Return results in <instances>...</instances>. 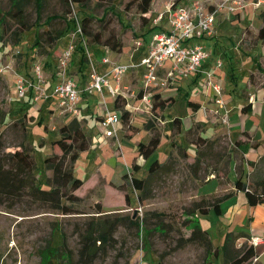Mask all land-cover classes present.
<instances>
[{"label": "rangeland", "instance_id": "rangeland-1", "mask_svg": "<svg viewBox=\"0 0 264 264\" xmlns=\"http://www.w3.org/2000/svg\"><path fill=\"white\" fill-rule=\"evenodd\" d=\"M222 1L224 0H153L150 10L143 13L141 0H42L41 9H38L36 0H22L23 15L18 16V8L13 6V0H0V135L4 151L11 153L22 149L23 146L30 150L36 163L35 175L44 188H49L48 180L52 171L47 168L45 158L61 151L59 146L53 144L54 140L61 137L60 128L78 120L89 138L88 148L80 153L74 164L75 175L85 180L82 187L75 191L82 200L74 204L76 209L83 213L64 215L53 212L31 203L27 197L12 209L0 206V264H47L49 245H60L63 240L67 241L74 257L77 258L80 244L75 230L76 224H82L87 218L96 215L97 203L109 213L122 212L123 215H130L134 219L139 218L142 224L139 235L137 228H132L129 224L121 226L116 233L115 246L94 264H224L223 252L218 258L221 262L218 263L216 256L207 257L206 248L201 243L191 242L183 247L177 246L179 239L186 238L191 233V227L184 226V222L191 218L186 212L203 195L214 193L210 191L216 184L212 179H216L223 189L214 194H228L232 192L231 187L235 186L236 179L241 177L252 180L255 173L262 172L263 165L254 170L250 168L247 174L241 173L246 158L236 148V143L229 141L227 132L218 130L219 125H208L207 130L202 131H205V134L200 130L201 125L191 129L188 125H172L170 115L175 112L186 116L188 109L191 115L194 114L193 108L186 105L184 94H179L176 104L167 106L165 110L154 105H160V102L164 101L162 98H155L156 94L162 96V91H170V88L177 87L180 81L192 92L191 98L197 99V90H206V93L209 90L207 79L203 78L204 82L194 87L195 83L188 80L189 78L176 75L164 88H147L146 92L152 93L149 95L152 105L150 107L143 100H139L137 92L133 94L132 90L124 88L125 84H131L132 71L138 73L139 83L144 86L143 69H131L123 75L121 81V90L127 93L130 106L125 108L123 103H120L122 110L128 111V116L115 125L116 143L108 138V127L97 117L107 114L101 106L104 100L98 92L88 93L82 99L80 114H73L63 112L56 97V102L48 105L46 102L54 96L35 101L32 92V97H18L16 86L18 76L25 73H28L29 79L36 81V65H41L44 77L47 70H54L57 77L56 71L62 55L71 43H76V28L81 26L82 19L87 15L92 18L87 27L88 34H84V37L90 45L95 69L104 72L105 66L109 65L102 62L105 56L112 61L137 64L138 62H127L139 59L144 51L143 48L137 49L140 45L137 40H141L145 46L151 44L153 19L170 6L203 5L217 10V4ZM258 1L227 2L236 9L231 11L224 7L217 11L219 30L232 33L239 28H245L247 37L255 36L249 23L259 28L264 26V2L256 5ZM51 14H62L64 18L48 22L47 17ZM259 15L262 16L259 18ZM69 21L75 22L77 26L67 31ZM61 30L65 31V35L54 39ZM97 34L101 35L100 43L94 40ZM37 37L40 38L38 45L35 44ZM110 37L122 42L121 50H113L109 45L103 44V41ZM247 37L244 40L248 39ZM255 37L251 38V41L257 40ZM76 52L78 51H75L69 61L67 75L77 77V73L71 70L74 59L81 64V72L90 75L89 60H83L82 54ZM166 65L168 66V63ZM104 95L106 96V90ZM106 98L109 103L114 100L111 96ZM55 104L56 108L53 110ZM206 109L208 111L204 112L202 107L199 108L198 121L206 122L210 115L218 112L208 107ZM112 113L117 114L115 110ZM224 117L222 121L225 123L227 116ZM154 133L160 135L158 147L149 158L141 157L140 144H148ZM250 155H253V152ZM154 159L163 163V166L149 179L146 188L148 196L140 200V191L134 189L129 181L131 174H134L132 164L140 163L135 175L145 178ZM92 174L94 179L91 178ZM125 174L129 175L128 180L124 179ZM121 183L124 184L121 186ZM109 185L113 187L110 188ZM116 188L127 189L131 203L126 202V193ZM162 213L163 215L159 216ZM197 215L201 216L200 213ZM159 221L163 222V225L148 234L147 229L158 226ZM226 222L222 220L223 224ZM209 223L212 225L209 235L213 246L219 247L217 244L222 237H218L215 232L222 224L216 221ZM235 237L233 243L227 247L226 264H230L231 260L252 245V239L245 233H238ZM256 260L257 258H252L244 264H257ZM261 261H264V258Z\"/></svg>", "mask_w": 264, "mask_h": 264}, {"label": "crops", "instance_id": "crops-1", "mask_svg": "<svg viewBox=\"0 0 264 264\" xmlns=\"http://www.w3.org/2000/svg\"><path fill=\"white\" fill-rule=\"evenodd\" d=\"M167 11L168 9H166L164 12H161L164 14V17L157 24L155 23V19L158 15L155 16L153 19L152 28L154 27V29L151 32L152 33L151 44L155 33L170 28L169 14ZM150 16L151 15H148V17ZM244 16L242 18H244ZM260 16L262 15H259V18ZM217 20L218 19H216L215 33L213 36L206 37L195 34L188 41L189 44L199 43L204 45L209 55L201 65L199 71L192 73L184 78H189L188 80L194 82L195 83L194 87H196L198 83L204 82L202 80L203 78L205 80L207 79V83H208L209 77L207 73H211L212 74V77H210L211 81H214V83H217L222 87V93H223L222 97L224 100L225 107L219 108V105L215 101L216 93L214 90H212V87L208 86L209 90H207V93L206 90L204 91L197 90V92L195 93L197 99H192L191 98L192 92H190V90H187L181 81H180L181 83L177 81L179 82L177 83V87L170 88V91L169 90L162 91L163 94L162 97L163 98L170 97V102H167V106H174L176 104L177 97L179 94H184V97L187 101L186 103L187 106H190L188 105V101H193L199 104L198 108L196 105L190 106L194 110V114L192 115L188 112V109H186L187 112L186 116H181L180 114H176V112L175 114L170 115V122H172V125L174 124L182 125V127L183 125H188V128L190 129L194 128V126L196 125H201L202 126V129H200L201 132L203 130L206 131L208 125H216V126L219 125L218 130L226 131L229 141L230 142L234 141L236 143V148H238L240 152L243 154V156L246 158V160H244L241 173L247 174L249 169L251 168L249 161L257 162L264 155V139L261 138L264 137V38L259 35L260 28L253 23H249L252 26V27L250 26V29L251 30L254 29L253 35L257 37V40L251 41V38H254L255 36L247 37V32L245 31V28L243 29L239 28L236 30V32L234 31L232 33L224 32L219 30L220 25H217ZM246 37L248 39L244 40V38ZM137 42L140 44L137 49L143 48L144 51L142 52V55L139 57V59H135L127 62H139L141 58L148 53L151 47V44L145 46L141 40H137ZM77 53L80 52H76V54ZM124 54L125 53L123 52L122 55ZM218 60L222 62V66L220 67H217ZM167 63L168 66L172 65L171 61ZM71 70L74 73H77V77L76 78L73 77V78L76 79L80 88L84 89L85 86L88 84L90 77L89 75L88 76L84 75L83 71L81 72V65L77 61V59H74V61L72 62ZM110 70H111V65L110 64L106 65L104 72H108ZM45 74H46L45 83L47 90L48 92L52 93L55 84L57 82L55 71L47 70L45 71ZM24 75L26 77L29 76L28 73H25ZM130 76H131L130 78L131 84L130 85L125 84L124 88L125 89L129 88V90H132L133 94L137 92L138 98L141 101L142 96L144 95L145 92L143 88V83L142 84L139 83V76L136 71H132ZM108 79L111 85H116V81L112 77V75H109ZM112 80L115 82V84ZM206 87L207 86L205 84V88ZM121 89L122 86L120 83V94L118 96H113L110 93L108 87H105L104 90H106V96L101 95V97L104 100V104H102L101 106L106 110L107 113H112V111L115 110L117 114L119 112V114L122 116L123 110L116 107L117 98H119V103L122 102L125 108H128L130 106V100L127 97V93ZM87 94L88 92H85L81 96L80 105H79L80 112L83 107L82 99L86 97ZM108 96L114 98L112 103H109L108 99L106 98ZM53 102H56L55 97H53L46 103L49 105ZM89 102L90 99H88V103ZM200 107L203 108L204 112L208 111L206 107H208L210 110L218 111V112L217 114L213 113V115H210L211 117L207 118L206 122L198 121L197 111L199 110ZM55 108H56V104L54 107H52V109L54 110ZM105 115L107 114H104L102 116L98 115L97 117L98 119L102 120V118ZM224 115L227 116L226 119L227 121L225 123L222 121V117H224ZM176 118L178 119L177 121H175ZM205 131L202 133L205 134ZM117 137H119L118 140L120 141L121 137L119 134V130H117ZM108 138L113 139V142H115L114 136H108ZM236 141H241L243 143L237 145ZM251 152H253V155H250ZM249 157H251V159ZM135 159L136 157L134 158V160ZM128 165L129 164H127V167H129ZM235 172L234 174H236ZM94 174H92L93 176L91 177L92 179L95 178ZM237 176H239L238 173ZM212 180H215L216 184L214 185V188H212L210 191H214V193H220L223 189L221 188L219 182L216 179H212ZM109 186L110 188L113 187L112 185ZM231 188H232V195H230L228 198H226L220 203L219 211L212 208L209 211V213L201 214V216H199V223L208 232L210 231L209 234L211 233L210 229H212V225L209 222L216 221L217 223L219 222L220 224H222V227H220L218 231L215 232L217 233V235H219L218 237H222L221 238L222 240H220L217 244L220 248L216 258L218 263H220L221 259L218 258H220L221 252H223L224 264H226L228 259L227 257L228 252L224 248V243L226 239L225 235H227V233L230 232L234 234L245 233L249 236L250 239H252L253 237L264 236V202L252 206L249 203L248 198L244 191L237 190L235 186ZM117 189L118 188H116V190ZM121 191L126 193L124 196L126 199V195L128 194L129 191L127 189ZM204 219L209 220L206 221L207 224L204 221ZM222 220H226L227 222L223 224ZM254 248L256 254L253 258H257L256 260L257 264H264V261H261L264 258V242L257 244L256 246H254Z\"/></svg>", "mask_w": 264, "mask_h": 264}, {"label": "trees", "instance_id": "trees-1", "mask_svg": "<svg viewBox=\"0 0 264 264\" xmlns=\"http://www.w3.org/2000/svg\"><path fill=\"white\" fill-rule=\"evenodd\" d=\"M21 1L22 0H13V6L18 8V16L23 15ZM36 1L38 9H41L42 0ZM74 1L77 2L81 0ZM152 1L153 0H141V9L143 13L150 10ZM57 18H64V15L51 14L47 17V21L51 22ZM91 18L92 16L87 15L82 19L81 28L83 34H88L87 27ZM67 24V31L77 26L75 22L71 21ZM64 35L65 31L61 30L54 39H59ZM259 35L264 38V26L259 29ZM39 39V37L36 38V45L40 43ZM94 40L100 43L102 41L101 35L97 34ZM103 44L109 45L113 50H121L123 47L122 42L114 37L104 40ZM83 50L82 43L80 42L77 51L82 54L83 60H85L86 57ZM155 96V98H162L164 100L160 102V105L154 104L155 107L161 106L165 108L167 102H170V97L163 98L159 94ZM29 97H32V93L29 94ZM188 105H196L197 108L199 106V104L193 101H188ZM116 107L122 109L119 98L116 100ZM127 116L128 111H123L121 121ZM177 120L176 118L175 121ZM60 134L61 137L54 140L53 144L59 146L61 151L45 158L47 168L52 171V175L48 180L49 188H44L40 180L36 177V163L30 150L23 146L22 149H17L14 152H6L3 149L4 145L0 135V206L12 209L16 204L27 197L31 203L47 208L53 212L62 213L64 215L83 213L76 209L74 204L82 200L75 191L82 187L85 180L75 175L74 164L80 153L88 148L89 138L86 136L81 124L77 120L63 125L60 128ZM160 140V135L154 133L148 144H140L139 155L145 158L150 157L158 147ZM203 140L206 139L203 138ZM236 142L237 145L243 143L241 141ZM249 164L252 170L257 166L263 165L262 172L255 173L252 180H246L240 177L235 180L234 184L237 190L245 192L249 203L255 206L264 202V155L257 162L249 161ZM162 166L163 163L154 159L149 166V174L147 177L141 178L136 176L135 173L131 174V179L129 181L137 191H140V200L148 196L146 192L147 183L151 176ZM139 167L140 163L138 162L132 166V169L133 171H137ZM128 177V174L124 175V179L128 180ZM123 184L124 183H121L120 185L122 186ZM230 195H232V192L224 195H203L200 200L195 201L193 207L189 208L188 212H186L191 215V218H188L184 222V226L191 227V233L186 238L182 237L179 239L177 246L183 247L187 243L197 242L205 246L207 257L211 258L212 255L217 256L219 247L214 248L209 232L199 223V216L197 213L207 214L212 208L219 211L220 203ZM126 202L128 204L130 203L128 194L126 195ZM97 205L96 215L87 218L82 224H76L75 230L79 236L80 244L77 258L74 257L73 251L69 248L67 241L63 240L60 245H49L47 264H94L102 255L107 254L111 247L115 246L117 243L116 233L121 226H126V224H129L132 228H137V235H139L142 224L139 218L134 219L130 215H123L122 212L109 213L102 208L100 203H97ZM162 215L163 213L159 216ZM162 225L163 222L159 221L158 226L156 225L153 229L148 228L147 233L151 234L154 229ZM235 236L236 234L234 233H227L224 243V248L226 250L236 238ZM255 254L256 251L254 246L250 245L244 252L231 260L230 264H244L250 261ZM206 264H209V262Z\"/></svg>", "mask_w": 264, "mask_h": 264}, {"label": "built area", "instance_id": "built-area-1", "mask_svg": "<svg viewBox=\"0 0 264 264\" xmlns=\"http://www.w3.org/2000/svg\"><path fill=\"white\" fill-rule=\"evenodd\" d=\"M227 2H230V0H224L217 4V10H212L203 5H194L191 7L187 5L170 6L167 11L169 14L170 28L155 33L148 53L137 64L112 61L109 57L105 56L102 58V62L111 65V70L108 72H101L95 69L91 59L90 45L84 37L81 26H78L76 28L78 31L76 43H71L67 47L57 67V82L53 92L50 94L47 93L43 68L41 65H36L34 69V79L36 81L29 79L25 75L18 76L16 85L18 97L24 98L32 92L34 93L35 101L54 96L57 98L58 104L63 109V112L78 114L80 111L78 106L81 96L85 92H98L104 96V89L108 87L113 96H118L120 94V83L123 75L131 69L136 68H142L144 71L143 88L145 92L147 88H164L170 79L174 80L176 78V75L187 77L199 71L209 53L204 45L199 43L189 44L188 41L195 34L206 37L213 36L215 33L217 11L224 7L231 11L236 9L232 4H227ZM262 2L264 0H259L256 5ZM163 17L164 14L160 13L156 17L155 23L157 24ZM80 42L84 49L83 53L91 64L90 80L84 89L80 88L76 79L67 75L69 61L72 59ZM170 61L172 65L166 66V63ZM220 66H222V62L218 60L217 67ZM207 74L209 78L212 76L211 73ZM109 75H112L115 79L116 85L113 86L110 84L108 79ZM208 84L216 93V103L222 108L225 107L224 100L221 98L222 87L211 80ZM145 92L142 100L148 106L152 107L151 101L149 100V95L152 93ZM119 121H121L120 114L107 113L102 118L103 125L108 127L106 132L107 136H116L115 125ZM251 242L253 246H256L264 242V236L253 237Z\"/></svg>", "mask_w": 264, "mask_h": 264}, {"label": "water", "instance_id": "water-1", "mask_svg": "<svg viewBox=\"0 0 264 264\" xmlns=\"http://www.w3.org/2000/svg\"><path fill=\"white\" fill-rule=\"evenodd\" d=\"M123 115V114H122Z\"/></svg>", "mask_w": 264, "mask_h": 264}]
</instances>
